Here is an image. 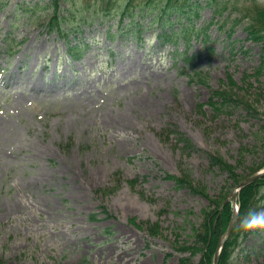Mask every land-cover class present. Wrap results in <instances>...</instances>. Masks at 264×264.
<instances>
[{
    "label": "rangeland",
    "instance_id": "1",
    "mask_svg": "<svg viewBox=\"0 0 264 264\" xmlns=\"http://www.w3.org/2000/svg\"><path fill=\"white\" fill-rule=\"evenodd\" d=\"M51 1L0 0V259L199 264L205 221L264 169V41L241 16L264 0H200L188 45L161 37L186 17L120 23L121 0H56L61 34ZM238 241L231 264H264V230Z\"/></svg>",
    "mask_w": 264,
    "mask_h": 264
},
{
    "label": "trees",
    "instance_id": "2",
    "mask_svg": "<svg viewBox=\"0 0 264 264\" xmlns=\"http://www.w3.org/2000/svg\"><path fill=\"white\" fill-rule=\"evenodd\" d=\"M199 1L200 0H160L157 3H154V0H121L116 11L120 16V23L123 22V19L125 17L130 18L131 22L133 23L138 12L154 13L157 8H159L160 11H162L164 14H177L176 21L178 22H181L183 17H186L188 20L187 24L180 26L177 31L171 35H167L166 32H162L161 37H163L164 39H175V42H177L178 39L181 38L188 45L191 33L196 32V35H198L201 31L205 32L203 28L196 29L193 26L192 15H190L191 13L189 11V9L193 8L196 5H199ZM209 1L211 2L213 0ZM251 6V8L246 10L243 8L241 11V16L242 18H247L249 20L247 30L251 35V39L257 42H262L264 41V7L253 3ZM49 7H52V16L50 18L49 28L50 30H53L55 28L62 34V18L57 1L55 0L54 3L53 1H51ZM136 7H138L139 11H137L135 14L134 9ZM169 23L172 22H170L168 18L162 21V24L164 26ZM64 35L68 34L66 33ZM67 50L69 53L73 54L74 57H76L77 54H74L76 46L69 45ZM186 61L191 62L192 59L186 58ZM219 93H221V95H227V93L224 92ZM209 162L212 166H218L219 168L226 169L227 172H229V174L233 177L234 174H231V171H229L231 170V166L222 161L219 157L211 155L209 157ZM243 180L244 179L237 180L235 178V185L241 183ZM178 181L181 183V186L184 187L186 184L187 187L195 191V189L191 187V184H189L188 181H184L183 179H180ZM237 203L239 206V212L236 224L231 235L229 236L221 250L218 264H231L234 254L233 252L236 246L240 245L238 241L239 235H241L243 239H246L247 236L251 233L244 232L239 228V220L249 209L259 210V208H264V177H261L242 188L238 193ZM216 206L217 207L215 208V210L205 221L202 230H200V232L196 236L198 242L202 245L198 248L193 247L195 249L194 252H202V259L199 264L214 263V257L217 251L218 242L223 236V233L227 231L232 218L233 208L231 199H229V195L225 196L222 202L220 204H217ZM181 249L184 251H191L192 247L186 246L182 247ZM0 264H5V262L0 259ZM180 264H189V259H181Z\"/></svg>",
    "mask_w": 264,
    "mask_h": 264
},
{
    "label": "water",
    "instance_id": "3",
    "mask_svg": "<svg viewBox=\"0 0 264 264\" xmlns=\"http://www.w3.org/2000/svg\"><path fill=\"white\" fill-rule=\"evenodd\" d=\"M261 177H264V169L252 174L251 176H249L247 179H245L243 182H241L231 193V198H232V203H233V206H234V212H233V215H232V218H231V221H230V224H229V227H228V230L225 234V236L219 241V244H218V250L215 254V258H214V264H218V260H219V255H220V248H222V246L224 245V243L226 242V240L229 238V236L231 235L234 227H235V224H236V220H237V193L242 189L244 188L245 186L249 185L250 183H252L253 181L261 178Z\"/></svg>",
    "mask_w": 264,
    "mask_h": 264
},
{
    "label": "clouds",
    "instance_id": "4",
    "mask_svg": "<svg viewBox=\"0 0 264 264\" xmlns=\"http://www.w3.org/2000/svg\"><path fill=\"white\" fill-rule=\"evenodd\" d=\"M239 228L244 232L264 230V211L249 209L239 220Z\"/></svg>",
    "mask_w": 264,
    "mask_h": 264
}]
</instances>
